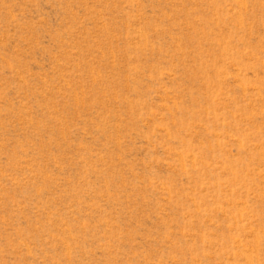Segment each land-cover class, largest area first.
Masks as SVG:
<instances>
[{"label": "rangeland", "instance_id": "374dc122", "mask_svg": "<svg viewBox=\"0 0 264 264\" xmlns=\"http://www.w3.org/2000/svg\"><path fill=\"white\" fill-rule=\"evenodd\" d=\"M0 264H264V0H0Z\"/></svg>", "mask_w": 264, "mask_h": 264}]
</instances>
